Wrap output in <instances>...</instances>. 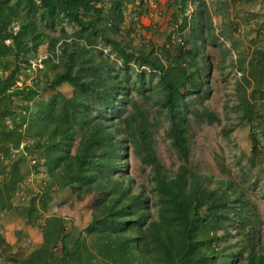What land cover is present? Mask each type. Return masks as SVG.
I'll return each mask as SVG.
<instances>
[{
	"label": "trees",
	"instance_id": "trees-1",
	"mask_svg": "<svg viewBox=\"0 0 264 264\" xmlns=\"http://www.w3.org/2000/svg\"><path fill=\"white\" fill-rule=\"evenodd\" d=\"M26 1L32 8L35 0ZM97 1L39 0L50 23L65 16L77 25L70 41L65 40L67 33L62 34L64 45H69L63 46L67 58L48 81L52 88L68 82L74 90L71 95L58 92L17 123L11 109L13 96L29 100L36 94L33 86L16 82L17 54L27 43L36 47L44 36L53 47V39L30 18L22 19L16 30L9 27L13 20L10 0H0V159L12 156L11 148L31 137L24 149L41 150L38 163L48 174L43 191L69 186L76 199L91 197L89 221L78 235L68 237L63 216L46 212V199L42 198L41 206L33 200L21 207L14 205L18 162L12 161L7 171L0 166V212L15 206L23 218L34 219L31 214L45 211L39 217L43 221L38 222L41 244L20 257L7 253L12 244L0 233V264H239L241 255L242 264H264V244L255 239L257 220L243 214L248 200L242 189L230 178H214L187 165L190 119L182 88L190 83L193 89H201L198 68L189 62L195 67L189 71L178 61L165 62L152 47L134 48L118 40L123 20L120 3L116 0L105 10ZM181 3L184 10L186 0ZM87 12L93 16L82 15ZM105 19L110 27L101 22ZM95 37L109 42L121 56L124 81L107 56H85L84 50L96 42ZM182 53L194 62L197 50ZM131 60L138 65L136 77L143 85L147 72L158 75L169 119L166 133L182 160L176 170L158 158L152 140L154 122L130 97ZM129 101L134 109L123 115ZM204 114L210 120L217 117L207 108ZM243 116L253 117L247 100ZM9 117L14 118L13 124L6 122ZM127 133L140 160L151 166L150 187L129 173ZM231 223L238 228L250 225L236 249L230 242L223 243L233 235Z\"/></svg>",
	"mask_w": 264,
	"mask_h": 264
},
{
	"label": "rangeland",
	"instance_id": "rangeland-1",
	"mask_svg": "<svg viewBox=\"0 0 264 264\" xmlns=\"http://www.w3.org/2000/svg\"><path fill=\"white\" fill-rule=\"evenodd\" d=\"M99 1L100 6L108 8L105 0ZM107 1L112 4L116 0ZM117 1L123 10L120 31L116 34L118 40L130 42L134 48L152 47L165 62L178 61L189 71L195 70L189 62L198 68L202 80L201 89H193L190 83L182 88L186 112L190 119L188 132L190 155L187 165L214 178H230L235 186L242 189L248 200L243 214L246 218L257 220L255 239L264 244V10L211 12L206 0H193V11L197 6L198 12H191L190 17L186 16L185 12L171 14L145 12L144 17H141V12H133V6H141L136 0ZM260 1L264 8V0ZM9 6H11L9 11L13 14L9 27L16 30L22 19L30 18L53 39V47H50L51 40L44 36L36 47L27 43V46L17 54V84L33 86L36 91L34 97L29 100L18 95L13 96L11 109L16 122L19 123L23 114L29 115L30 112L44 106L58 92L66 95L73 93L74 88L68 82L52 88L48 81L57 70L64 67L63 61L67 58L63 46L69 45H64L62 34L67 33L65 40L70 41L77 25L65 16L50 23L42 12L43 7L39 0H35L32 8L26 0H10ZM135 10L139 9L136 7ZM107 14L104 12L105 18ZM82 15L92 17L93 12ZM101 22L109 27L111 25L108 19ZM176 36L183 37L185 47L176 42ZM76 39L80 43L84 42L83 39L77 37ZM6 42H10V39H6ZM74 47L77 49V46ZM191 48L197 50L194 62L182 53ZM69 50L73 51L74 48L71 47ZM84 53L85 56L91 55L94 58L100 54L107 56L114 71L123 81L125 80L123 60L106 40L97 37L93 45H87ZM128 64L130 78L127 84L131 91L130 97L148 113L149 120L154 122L152 140L158 158L167 168L176 170L182 160L166 133L169 119L161 101L162 88L158 82V75L156 71L147 72L143 85L136 77L138 65L134 60ZM141 87L144 89H140ZM246 100L252 104V120H247L243 116ZM26 106L28 109H25ZM125 106L123 115L134 109L132 101ZM205 108L213 111L217 117L210 120L204 114ZM14 118H6V122L13 124ZM116 120L117 116L114 117V121ZM121 127L125 128L126 124L122 123ZM253 136L256 139L255 149ZM130 138V134L127 133L129 146L126 159L129 173L136 181L149 182L150 187L151 166L140 160ZM27 141L31 142L32 138L26 137L18 148H11L12 156L0 159V166L5 171L12 161L18 162L20 180L12 196L13 201L19 202L17 206L20 207L32 200L37 206H41L42 198L46 199V212H54V206L57 207L59 215L64 218L67 236L78 235L89 221L91 197L76 199L69 186L49 189L50 193L43 191L46 188L48 174H44L45 167L38 163L41 150L27 152L24 149ZM33 158L36 159L35 162L31 160ZM154 208L152 206L155 211ZM19 210L16 208L14 213L25 221V224L21 228L15 227L12 233L21 239L20 245L15 244L16 250L12 245L7 252L16 257L22 256L29 247V244L26 245L29 240L20 238L23 227L27 235H29L27 230H32L35 235L42 236L38 222L43 221L39 217L41 213H45L38 210L31 214L33 218L37 217L34 218L37 221H34L23 218ZM230 228L233 235L223 243L230 242L236 249L245 240L250 225L238 228L231 223ZM30 246H33V242ZM238 260V263L242 264L243 256L241 255Z\"/></svg>",
	"mask_w": 264,
	"mask_h": 264
},
{
	"label": "crops",
	"instance_id": "crops-1",
	"mask_svg": "<svg viewBox=\"0 0 264 264\" xmlns=\"http://www.w3.org/2000/svg\"><path fill=\"white\" fill-rule=\"evenodd\" d=\"M188 1L190 0H186V6L184 10L188 7ZM191 1L193 2V0ZM105 3L108 5V8L105 7L104 9L107 10L109 9L111 2L105 0ZM206 3L208 4L207 7L211 12H263L264 10V8L262 7V2L260 0H206ZM96 4L100 5V1H97ZM181 5V0H157L156 6L154 7L133 6L132 8L133 12H141L140 16L144 17L145 12H167V14H171V12H184ZM136 7L139 10H135ZM193 12H198L197 6L196 10H194ZM44 174L46 173L44 172ZM18 204L19 202H14V205L17 206ZM54 208V212L51 213L59 214V210H57V207L54 206ZM15 209L16 207L13 206L6 211L0 212V233L8 243L12 244L15 247L16 250V245H20L21 239H19L18 236L13 235L12 231L15 227L21 228L22 225L25 224V221H23L14 213ZM10 219H12V221ZM27 231L29 235H27L26 229H24V227L21 231L22 235L20 238H22L23 240L27 238L29 240V243L26 244H29V247H27V250L22 254L29 252L32 248L37 247L42 242V236L35 235L32 230ZM18 233H20L19 230ZM32 242L33 246H30Z\"/></svg>",
	"mask_w": 264,
	"mask_h": 264
},
{
	"label": "built area",
	"instance_id": "built-area-1",
	"mask_svg": "<svg viewBox=\"0 0 264 264\" xmlns=\"http://www.w3.org/2000/svg\"><path fill=\"white\" fill-rule=\"evenodd\" d=\"M156 1L157 0H136V3L141 5V6H147V7H154L156 6ZM185 15L190 17L191 12H193V2L190 0L188 1V7L184 10ZM176 42L180 44L181 46L185 47V40L181 36H176L175 37ZM33 162L36 161L35 158L31 159Z\"/></svg>",
	"mask_w": 264,
	"mask_h": 264
}]
</instances>
